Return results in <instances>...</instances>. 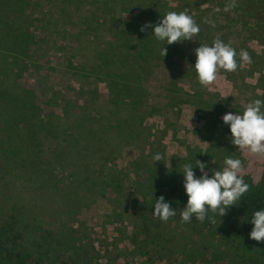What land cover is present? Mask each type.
I'll return each mask as SVG.
<instances>
[{
    "label": "trees",
    "instance_id": "16d2710c",
    "mask_svg": "<svg viewBox=\"0 0 264 264\" xmlns=\"http://www.w3.org/2000/svg\"><path fill=\"white\" fill-rule=\"evenodd\" d=\"M172 1H83L92 3L96 11L80 13L78 22H96L95 29L107 24L111 38L75 69L104 85L108 93L106 111L98 108L89 114L86 108L65 100L58 114L51 112L40 118L34 99L24 117L19 110L26 101H21V108L13 109L17 135L45 132L50 153L44 157L41 137L29 136L15 142L12 154H0V171L13 181V203L9 205L12 223L0 226V264H97L101 258H110V248L106 250L94 230L78 218L80 210L96 197L108 199L107 190L114 195V199H108L113 212L107 216L103 230L106 225L118 226L111 244L113 252L124 258L129 255L135 260L133 264H264V242L250 239L254 227L251 218L255 211L264 210V164L258 174L243 170L241 175L249 191L224 216L209 212L211 219L203 223L195 216L190 223H182L180 213L188 200L183 166L191 164L196 178H200L202 173L195 166L198 160L206 164L205 172L211 178L214 172L223 170L226 158L236 159L233 151H239L232 143H224L216 128L206 135L205 126L194 134L202 141L210 140L208 150L188 148L186 155L169 157L165 139L170 123L165 119L158 128L146 126L147 118L161 111L146 108L143 81L152 64L163 58L162 50L165 48L168 55L177 47V43L158 41L154 27L168 12L187 11L190 15L194 8L186 0ZM80 3L73 0L76 9ZM236 5L237 20L246 24L252 18L257 26L264 25V0H244ZM195 22L200 28L195 39L203 45L211 46L216 39H223L224 33L216 37L198 17ZM146 24L152 26L141 31ZM82 33L73 35L77 38ZM33 38L29 31H21L13 18V53L22 56ZM92 93H98L96 85ZM13 101L20 102L16 98ZM21 117L28 118V123ZM221 125L222 132L231 134L228 125ZM171 138L178 142L175 136ZM123 147L136 149L139 156L121 168L116 160ZM210 149L215 153L210 154ZM156 154L162 155L163 161L156 162ZM129 196L136 219L132 231L123 224ZM161 196L176 211L166 223L153 217L155 200ZM122 241L129 242L132 249Z\"/></svg>",
    "mask_w": 264,
    "mask_h": 264
},
{
    "label": "rangeland",
    "instance_id": "374dc122",
    "mask_svg": "<svg viewBox=\"0 0 264 264\" xmlns=\"http://www.w3.org/2000/svg\"><path fill=\"white\" fill-rule=\"evenodd\" d=\"M1 1L0 60L5 63L7 75L4 72L5 68L2 67L0 154L10 155L13 153L14 144L23 139L27 140L29 136L31 138L39 136L44 143L42 155L46 157L50 153V143L44 139L45 132L38 130L37 134H33L29 131L18 136L13 120L16 112L13 109L21 108L22 102L26 101L27 103H24L19 110V112L23 111L24 117L26 109L30 108L34 99V103L40 109V112L38 111L40 118L51 112L58 114L65 105V100L86 108L85 111L89 114H94L98 108H103L102 112L106 111L104 105L108 93L104 85L99 84L93 77H86V73L76 70L75 66L83 65L86 61L84 57H90V54L98 49L96 47H105L106 42L111 38L108 25L100 24L95 29L96 22L88 23L84 20L78 22L80 13L89 15L96 11L91 6L92 3H83L85 0H80L78 9L73 5V0H70V5L69 0L66 3L65 0ZM167 1L170 4L173 2ZM186 1L194 7L190 13L194 20L198 17L202 23L208 24L216 37L224 33L222 40L235 49L238 62L239 53L243 49L249 52L252 63H241L235 72L219 70L216 82L204 87L199 83L194 68L195 49L203 44L194 38V41L177 43L173 51L170 50L168 55L162 56L161 60L152 64L149 75L143 81L147 91L146 108L155 107L161 112L147 118L146 126L155 129L163 125L165 119L170 123V132L165 139L166 153L169 157L172 154L186 155L188 148L202 152L208 150L211 146L210 140L202 141L194 134L197 130L202 131L205 126L206 135H208L207 131L212 132L216 128L221 132L222 141L230 144L231 134L222 132L221 124L224 123L222 117L228 113L242 115L249 103L256 99L264 101V25L257 26L256 20L252 18H249L246 24L242 23L236 19L238 12L234 8L225 11V7L232 0ZM243 1L236 0V3ZM63 11L67 12V16L63 15ZM122 16L128 17V14L123 13ZM13 18L17 19L21 31H29L34 36L28 42V47L22 56L13 53ZM84 28H87V31ZM75 32L82 34L76 38L73 35ZM95 85L98 87L97 94L92 93ZM14 98L19 99L20 102L13 101ZM23 117H21L23 122L28 121V118ZM171 135L175 136L178 142L172 140ZM238 151L239 154H236V151L232 154L242 161L243 170L258 174L264 164V158L239 149ZM209 153L214 154L215 150L210 149ZM138 156L139 152L136 149L123 147L116 160L117 166L127 167ZM221 159L224 160L223 157ZM106 194L108 199H114L110 190H107ZM108 199L96 197L88 207L80 210L78 218L93 229L96 238L101 241L100 244L106 246V250L109 247L112 252L110 258L107 260L101 258L97 264H133L135 260L128 254L124 258L113 252L111 244L115 242L113 234H117L115 229L118 226L106 225L103 230L107 216L113 212V206ZM11 203H13V181L7 179L6 172L0 171V226L12 223L9 220L13 215L12 206H9ZM130 205L129 196L124 204L128 210L123 219L127 231H132L136 223ZM122 242L128 249H132L129 242ZM138 258L136 257V260Z\"/></svg>",
    "mask_w": 264,
    "mask_h": 264
},
{
    "label": "clouds",
    "instance_id": "9594fccd",
    "mask_svg": "<svg viewBox=\"0 0 264 264\" xmlns=\"http://www.w3.org/2000/svg\"><path fill=\"white\" fill-rule=\"evenodd\" d=\"M236 0L225 7V11L235 8ZM152 25L146 24L141 28L144 31ZM200 28L187 11L177 13L168 12L161 21L154 27V36L160 42L182 43L183 41H194L199 34ZM166 56V49L161 53ZM195 71L199 83L204 87L213 85L217 80L219 70L235 72L240 64H251L252 58L248 51L241 50L239 62L237 53L230 44L221 39L213 41L212 46L202 45L195 49ZM264 101L256 99L249 103L243 114L228 113L222 117L224 124L230 126L231 143L242 152L264 158ZM153 159L163 161L160 154ZM225 167L222 171H216L209 178L205 172L206 164L196 161V167L202 173L196 178L193 166H183L184 189L188 197L187 205L183 208L181 215L182 223H190L193 216L203 223L208 213H216L220 217L226 214V210L241 201V198L249 191V185L245 183L241 173L243 165L240 159L226 158ZM176 215L169 203H166L161 196L155 200L153 217L162 222H168ZM251 223L254 225L250 233V239L257 242H264V210L255 211Z\"/></svg>",
    "mask_w": 264,
    "mask_h": 264
},
{
    "label": "crops",
    "instance_id": "0c3cea01",
    "mask_svg": "<svg viewBox=\"0 0 264 264\" xmlns=\"http://www.w3.org/2000/svg\"><path fill=\"white\" fill-rule=\"evenodd\" d=\"M1 7H2V1L0 0V8H1ZM2 67L5 68L4 72H5V75H7V68H6V66H5V63L2 62V60H0V83H1V80H2V77H1L2 72H3V70L1 69ZM7 80H8V79H7ZM7 80L5 81V83L7 82ZM9 80H10V77H9ZM5 83H4V84H5Z\"/></svg>",
    "mask_w": 264,
    "mask_h": 264
}]
</instances>
